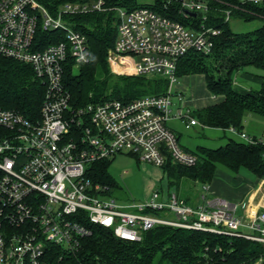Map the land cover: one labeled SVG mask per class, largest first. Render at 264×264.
Instances as JSON below:
<instances>
[{
    "label": "built area",
    "instance_id": "built-area-1",
    "mask_svg": "<svg viewBox=\"0 0 264 264\" xmlns=\"http://www.w3.org/2000/svg\"><path fill=\"white\" fill-rule=\"evenodd\" d=\"M105 1L67 3L52 14L36 0H0V54L28 63L44 84L37 119L0 107V264H76L71 258L91 234L88 224L134 241L144 230L170 225L264 243V210L246 221L225 199L202 193V202L191 206L174 194L162 197L158 190L144 201L120 203L109 187L86 177V167L119 153L159 167L166 160L196 163L197 156L180 145L167 125L174 117L186 127L198 124L188 110L172 112V86L178 61L190 50L208 54L212 36L219 33L212 27L191 29L145 6L116 8L111 55L128 59L126 68L133 74L163 77L167 90L72 108L62 80L65 67L73 70L86 62L89 49L84 34L64 16L105 10ZM176 1L184 16L207 8L200 0ZM38 27L59 29L63 39L33 49Z\"/></svg>",
    "mask_w": 264,
    "mask_h": 264
},
{
    "label": "trees",
    "instance_id": "trees-1",
    "mask_svg": "<svg viewBox=\"0 0 264 264\" xmlns=\"http://www.w3.org/2000/svg\"><path fill=\"white\" fill-rule=\"evenodd\" d=\"M36 1L52 14L67 3L87 2ZM200 1L207 8L187 16L179 12L176 0H151L146 3L140 0H106L105 10L65 15L64 18L75 23L74 28L84 34L89 49L88 60L79 65L77 73H73L69 64L65 67L62 80L68 90L71 107L108 98L130 101L166 92L167 81L163 77L115 76L109 73L106 62L107 50L113 47L116 38V8L129 11L145 6L191 29L198 30L202 26L219 31L212 36L213 47L208 54L190 50L177 64V76L202 74L207 90L223 97L217 103L192 111L202 126L233 127L240 133L246 113L264 118V76L256 90L241 93L232 87L233 75L238 71L253 67L264 72V0ZM231 16L243 21L258 20L260 24L253 30L235 32L229 27ZM61 39L63 35L59 29L46 31L38 27L32 48L40 49ZM111 64L113 69L120 70L114 61ZM43 93L44 84L28 63L0 54V107L18 111L25 118L35 120L39 117ZM253 141L229 137L224 144L216 147L198 145L194 150H188L197 156L196 163L191 166L166 160L162 169L168 177L169 187L174 191L182 178L208 183L220 165L233 173L245 168L255 177H264V142L255 138ZM109 165V159L95 161L86 167L85 175L93 184L107 186L109 190L118 188L108 172ZM88 226L92 232L81 239L79 250L71 258L73 263L257 264L254 261L262 252L258 244L248 239L170 225H157L142 231L139 241L120 239L111 230L97 224ZM259 264H264V261Z\"/></svg>",
    "mask_w": 264,
    "mask_h": 264
},
{
    "label": "crops",
    "instance_id": "crops-1",
    "mask_svg": "<svg viewBox=\"0 0 264 264\" xmlns=\"http://www.w3.org/2000/svg\"><path fill=\"white\" fill-rule=\"evenodd\" d=\"M235 74L236 76L234 77L232 81V87L236 91L241 92V93H246L252 90H256L262 81V76H264V73H262L261 71H258L257 69H251V68L243 69ZM178 77H182L181 83H179ZM194 77H202L204 81V76L202 74H184L182 76H176V82L172 86L173 95L171 97L173 113L178 108H182L184 110H188L192 115V111L194 109H200V108L212 105L222 100L223 98L222 96L213 95L208 90L207 91L210 95V100H206L203 102H197L199 98L198 97L195 98L194 94L188 96L189 95L188 92L191 90L187 87V80L190 78L193 79ZM237 80H242L244 83L246 82L247 84L246 83L240 84L237 82ZM204 85H205V81H204ZM200 100L202 101L201 98ZM251 121L255 123H251ZM178 122L181 124V126H184L185 129H193L196 127H200V128H210V127L202 126L199 123V121H198V124H194V125H190L189 127H186L184 121L178 118H175V117L171 118L167 122L168 127L176 135L180 145L184 147V149L186 148L187 150L191 151V150H194L198 145L206 146L204 144H199L200 142H198L201 140H208V137L204 133L202 136L205 137V139H198L193 148H190L185 143L182 144L181 143L182 132L180 131V129L177 128ZM246 127L248 129H246ZM229 128H226V129L214 128V129L221 130V132L223 133V136L225 134H228V135L233 134L239 137L241 140H244L238 133H234ZM241 133H244L247 136H250L252 138L260 140L261 142H264V118L258 115L252 114V113H246L243 117V128H242ZM216 138H219V137L216 136ZM126 154L127 153H119V154L114 155L113 158L117 155H126ZM127 155H130L134 157L135 160L139 161L136 156L131 155V154H127ZM142 166L150 171L157 170L158 171L157 178H160V180H162L165 177L166 186L164 188L161 187L157 189L160 192V196L162 197H166L167 195L174 194L178 198L183 199L187 204L191 206H196L202 202L201 194L205 193V195L208 198H212V199L221 198V199H225L235 204L236 205V211H235L236 216L246 221L252 219L258 212L264 210V177L258 178L254 176V179L252 178L246 179L245 178L246 176H242L241 169L238 172L231 174L230 171L218 170V167H217L214 172V176L210 182L201 184V183L191 182L186 178H182L180 180L179 186H177L176 189L174 188V191H173L169 187L168 177L166 173L163 171L162 167H159V166H156L150 163L145 164V162L142 163ZM239 178L242 181H244V184L240 186L239 188H237V186H234V184L235 182H237L236 180ZM114 181L117 183L115 179ZM156 181L157 180H153L150 182L148 186L149 190L145 196V199L149 197L151 193L150 191H152L153 187L155 186ZM185 181L187 183L184 184ZM153 190H156V189H153ZM167 216L172 217V214H167Z\"/></svg>",
    "mask_w": 264,
    "mask_h": 264
},
{
    "label": "rangeland",
    "instance_id": "rangeland-1",
    "mask_svg": "<svg viewBox=\"0 0 264 264\" xmlns=\"http://www.w3.org/2000/svg\"><path fill=\"white\" fill-rule=\"evenodd\" d=\"M150 1L151 0H140L141 3L142 2L146 3V2H150ZM115 17H116L115 18V26H117V13H116V11H115ZM66 21L72 27H74L75 23L69 21V19H66ZM228 21H229V27L235 32H245V31L253 30L254 28L259 26V24H260L258 20L243 21V20H241L237 17H233V16H231ZM111 49H112V47L107 50V56H106V62H107L109 73H111L115 76H120V75H135L136 76V74H133L129 69L126 68L129 66L128 59H124V58L118 57V56H115V59H114V55H111V52H110ZM112 58L118 62V64H116V66L118 68H120L119 71H116L115 69H113L112 64L110 62V59L112 61ZM78 68H79V66H76L73 69V73H77ZM250 68L255 69L253 67H247L246 69H250ZM258 71H260V70H258ZM262 73H264V72H262ZM143 76L144 77L146 76V78H153L155 76L157 77L158 75H143ZM235 76H236V74L233 75V79ZM178 81H179V83H181L182 77H178ZM183 81H184V79H183ZM237 82L240 84L246 83V82L244 83L242 80H237ZM187 87L191 90L188 92V94H189L188 96L194 94L195 98H197V97L199 98L197 102H203L206 100H210V95H209L207 89L205 88L204 81H203L202 77H194L193 79H191V78L188 79L187 80ZM195 98H194V100H195ZM200 98L202 99V101L200 100ZM171 109H172V105H171ZM251 123H255V122L251 121ZM177 128L180 129V131L182 132L181 143L182 144L185 143L190 148H193L195 146L196 141L198 139H205V137L202 136L203 133L208 137V140H201L198 142H200L199 144H204V145L209 146V147H215V146L222 145L226 142L227 138H229V137H232L236 140H241L239 137H237L233 134H230V135L225 134L224 135L225 138H224L221 130H215L214 128L196 127L193 129H185L184 126H181V124L179 122H178ZM246 129H248V128L246 127ZM216 136H218L219 138H216ZM247 137L249 138L250 136H247ZM251 138H250V140H251ZM251 141H253V140H251ZM109 161H110V165H109V169H108L109 174L117 181V183L119 185V188H114V187L111 188L109 194H110V196L115 197L118 200V202H120V203H125L127 201H136V202L137 201H144L145 196L149 190L148 186H149L150 182L153 180H157L153 189L157 190L161 187L164 188L166 186L165 177L162 180H160V178H157L158 177V175H157L158 171L157 170L150 171V170L144 168L142 166V163H144V162L137 161V160H135L134 157H132L130 155H127V154L126 155H117L114 158L113 157L109 158ZM218 170L230 171L221 165L218 166ZM230 173L232 174L233 172L230 171ZM241 174H242V176H246L245 177L246 179H251V178L254 179V175L245 168H241ZM236 181L237 182H235L234 186H237V188H239L240 186H242L244 184V181H242L240 178L237 179ZM185 183H187V182L185 181L184 184ZM251 241H253V240H251ZM253 243L258 244L259 248L262 249V252L257 256V259L254 261V263L259 264V263L264 261V243L257 242V241H253Z\"/></svg>",
    "mask_w": 264,
    "mask_h": 264
},
{
    "label": "water",
    "instance_id": "water-1",
    "mask_svg": "<svg viewBox=\"0 0 264 264\" xmlns=\"http://www.w3.org/2000/svg\"><path fill=\"white\" fill-rule=\"evenodd\" d=\"M191 14H194V13H191Z\"/></svg>",
    "mask_w": 264,
    "mask_h": 264
}]
</instances>
